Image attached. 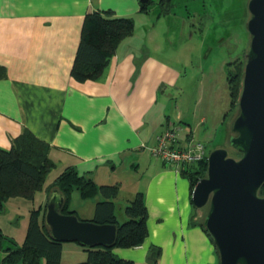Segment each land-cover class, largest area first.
I'll use <instances>...</instances> for the list:
<instances>
[{
  "label": "crops",
  "instance_id": "obj_1",
  "mask_svg": "<svg viewBox=\"0 0 264 264\" xmlns=\"http://www.w3.org/2000/svg\"><path fill=\"white\" fill-rule=\"evenodd\" d=\"M97 9L133 20L145 15L138 0H0V65L6 71L0 79V148H10L28 128L50 145L49 157L55 163L32 199L16 196L5 201L0 230L22 244L31 211L45 207L54 180L72 167L96 185L118 184L114 205L121 213L136 192L143 193L148 236L140 246L114 248L118 257L134 264H219L211 239L196 224L188 178L151 151L156 136L171 125L165 114L168 91L181 78L179 67L166 60L162 43L155 48L150 33L147 47L145 39L132 34L119 44L100 80L78 82L70 76L84 16ZM178 116L180 144H205L191 119ZM206 119L203 115L199 123ZM131 173L136 178L123 189L121 174L127 178ZM79 199L84 198L71 195L69 209L79 216L81 208L88 207L91 215L94 200L101 196L86 198V203ZM73 243L63 242V264L86 258ZM151 246L159 247L155 262ZM3 254L0 250V264H9L1 262ZM39 264H45L43 258Z\"/></svg>",
  "mask_w": 264,
  "mask_h": 264
},
{
  "label": "trees",
  "instance_id": "obj_2",
  "mask_svg": "<svg viewBox=\"0 0 264 264\" xmlns=\"http://www.w3.org/2000/svg\"><path fill=\"white\" fill-rule=\"evenodd\" d=\"M147 9V5H140L142 12ZM133 30L134 21L131 17L115 16L109 9L88 11L81 26L80 40L70 76L78 82L100 80L117 47L132 35ZM237 61L238 59L232 63L233 69L227 67L226 73L231 107L235 106L241 87L243 62ZM5 76V67L0 65V79ZM201 144L205 145L202 142ZM49 149L50 145L37 138L28 128H24L21 134L12 140L10 148H0V212L4 209L8 198L21 196L32 199L35 192L42 188L47 174L55 166L49 157ZM235 155L237 156V153ZM197 162L184 164L180 170L181 173L189 174L187 178L191 192L199 178L206 173V159ZM52 186L64 195L61 213L76 214L75 210L69 209L73 191H77L84 199L100 195L102 199L95 203L91 221L111 223L117 227L116 240L112 246L91 248L81 246L87 251L86 258L74 264H134L131 259L118 257L113 249L137 247L147 238L148 210L142 192H136L124 206L125 219L119 222L114 205L119 193L118 184L96 185L90 177L79 174L74 168L69 167L60 173ZM259 195L264 196V184L259 189ZM43 216L44 208L31 211L22 244H17L0 230V250L4 253L1 257L2 263L39 264L40 259L43 258L45 264H63L61 261L63 242L49 236L43 223ZM196 224L202 227L200 222ZM202 229L204 230L203 227ZM204 232L207 234L205 230ZM159 252V247L149 248L152 262L156 261Z\"/></svg>",
  "mask_w": 264,
  "mask_h": 264
},
{
  "label": "water",
  "instance_id": "obj_3",
  "mask_svg": "<svg viewBox=\"0 0 264 264\" xmlns=\"http://www.w3.org/2000/svg\"><path fill=\"white\" fill-rule=\"evenodd\" d=\"M147 5L149 0H138ZM249 45L245 54L241 88L225 146L206 157V173L194 185L191 203L206 206L201 225L209 235L219 264H264V0H247ZM64 195L56 188L48 196L43 223L49 236L80 246L110 247L117 227L61 213Z\"/></svg>",
  "mask_w": 264,
  "mask_h": 264
},
{
  "label": "rangeland",
  "instance_id": "obj_4",
  "mask_svg": "<svg viewBox=\"0 0 264 264\" xmlns=\"http://www.w3.org/2000/svg\"><path fill=\"white\" fill-rule=\"evenodd\" d=\"M224 1L226 3L219 10L214 7H207V9L198 7L195 10V3L189 2L186 4L185 8L189 10L190 16L193 12L201 11L203 14L201 18L205 19L208 13L212 17L209 22H196L193 20L188 22L177 21L178 17H174L173 12L175 11V14H180L181 4V7L174 6V9H171L167 15L161 14L158 11V6H152L153 8L150 6L146 10V13L143 12L145 15L134 18V20L132 19L134 21L133 36H138L139 41L145 39L147 41H145V46L148 47V38L151 33V42H154L153 46L156 48L162 43L165 52H167L166 57L168 59L166 60L178 66L181 71V78H179L176 88L168 91L170 96H168L169 101L165 114L172 119L171 123L174 122V125H177L175 122L178 120L175 119V116L179 114L178 117L190 118L193 127L199 128L200 135L205 136L203 137V142L206 144L204 145V153L201 160H205L208 153L215 148V144L219 142L223 143V146L226 147L228 155L237 157L236 153L230 149L227 141L228 137L234 134L231 132L230 125L232 117L234 118L237 113V101L235 102V106L231 107L226 73L228 66L233 69L234 65L232 63L237 59V62H243L242 65H244L250 36L246 27L249 14L246 9L247 0ZM196 2L201 6L206 5L202 0H197ZM221 13L225 16L223 20H220ZM187 16L188 12L185 13L184 17ZM182 22H184L185 26L182 25ZM189 22L192 24V29L189 27ZM192 31L193 36L189 38V34ZM134 45H138V43L135 42ZM189 53H191L190 57L188 56ZM238 94H240V90ZM163 95L161 99L164 98ZM160 107L161 104L158 105V108ZM203 115L207 116V119L205 124H200L199 118ZM181 126L183 129L186 128L184 124H181ZM225 131L226 138L224 137ZM215 134V139H211ZM189 141L199 142L193 140H188L187 142ZM181 175L182 178L187 180L189 174L186 172L181 173ZM132 178H136L133 173L127 178L125 174H121L120 179L123 181V189L124 187L128 188L133 183ZM75 194H78V192L73 191L71 195L74 196ZM122 194V196L125 195L124 193ZM79 200L87 202L86 199ZM97 201L94 200L95 203ZM88 210H90L88 207L81 208L79 216L85 215L88 218L80 216V219H93L94 212L90 215L87 214ZM115 212L118 221L122 222L119 218L120 210L116 208ZM205 213L206 206L195 208L194 217L196 221L201 223ZM121 214L125 219L124 213ZM73 244L87 255L86 250L77 243ZM79 261L83 260H78L74 263Z\"/></svg>",
  "mask_w": 264,
  "mask_h": 264
},
{
  "label": "built area",
  "instance_id": "obj_5",
  "mask_svg": "<svg viewBox=\"0 0 264 264\" xmlns=\"http://www.w3.org/2000/svg\"><path fill=\"white\" fill-rule=\"evenodd\" d=\"M178 131L179 127L171 123L168 128L156 136L155 145L151 151L161 160L173 164L174 170L180 172L184 164L201 160L204 145L191 141L181 145L176 140Z\"/></svg>",
  "mask_w": 264,
  "mask_h": 264
},
{
  "label": "flooded vegetation",
  "instance_id": "obj_6",
  "mask_svg": "<svg viewBox=\"0 0 264 264\" xmlns=\"http://www.w3.org/2000/svg\"><path fill=\"white\" fill-rule=\"evenodd\" d=\"M197 0H149L148 2V7L151 6V8H153L152 6H158V11L161 12V14L167 15L170 13L171 9H174L175 7H181V9L179 10L180 14H175V11L173 12V16L174 17H178L177 21H184V22H188L190 20L196 21V22H209V20L212 18L211 16H209V14L207 13V17L201 18L203 16L202 12H193V14L190 16L189 15V10L186 9V4L191 2V3H195L196 5V9H198V7L201 8H206L207 7H211V8H216L219 10V8L221 9L222 6L226 3L224 0H202L203 2H205L206 5L201 6L199 3L196 2ZM199 1V0H198ZM156 4V5H155ZM181 4V6H180ZM201 10V9H200ZM188 12V16H185V13ZM223 13L220 14V20H223V18H225V16L223 15ZM190 16V17H189ZM199 16V18H198Z\"/></svg>",
  "mask_w": 264,
  "mask_h": 264
},
{
  "label": "bare ground",
  "instance_id": "obj_7",
  "mask_svg": "<svg viewBox=\"0 0 264 264\" xmlns=\"http://www.w3.org/2000/svg\"><path fill=\"white\" fill-rule=\"evenodd\" d=\"M147 6H148V4H147Z\"/></svg>",
  "mask_w": 264,
  "mask_h": 264
}]
</instances>
